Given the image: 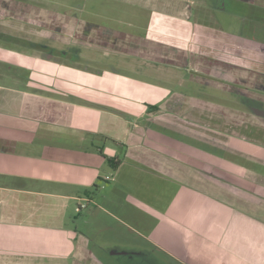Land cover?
Returning a JSON list of instances; mask_svg holds the SVG:
<instances>
[{
  "label": "crops",
  "instance_id": "0c3cea01",
  "mask_svg": "<svg viewBox=\"0 0 264 264\" xmlns=\"http://www.w3.org/2000/svg\"><path fill=\"white\" fill-rule=\"evenodd\" d=\"M171 1L173 12L157 5L158 0H136L133 14L147 12L149 21L136 25L128 18L137 17L124 14L125 20L119 21L124 27L114 28L80 17L87 7L81 0L77 14L84 35L78 43L85 50L86 34H93L95 44L88 51H98L93 52L95 62L108 59L106 67H115L112 56L124 57L121 60L134 64L133 73L141 68L136 66L164 61L159 54L172 49L177 52L174 58H206L222 67L212 69L215 84L244 83L233 72H240L245 39L206 24L208 0H192L188 7L182 0ZM197 4L201 11L195 12ZM191 12L198 22L189 19ZM168 20L173 24L169 30ZM167 34L173 36L169 45L163 39ZM5 61L28 70L27 59ZM39 65L51 67L46 61ZM200 65L204 64L194 63L196 69ZM75 66L67 71L74 80L55 79L53 74L32 79L27 74L22 83L0 84V264H103L93 250L100 248L95 232L99 220L101 228L112 230L109 219L130 230L135 229L133 224L144 228L150 223L148 242L178 264H264L262 249L246 259L232 252L226 241L233 223L241 229L248 218L264 215V119L253 113L259 118L255 125L247 124L245 107L230 117L216 100L164 88L152 93V86L131 74L125 83L131 94L125 92L121 98L114 89L124 84L123 79H105L106 70H116L87 63ZM85 88L92 90L86 93ZM134 88L140 92L134 94ZM125 103L141 108L134 113L125 107L127 116L117 111L118 104ZM144 103L159 108L148 112ZM185 103L190 111H182ZM162 104L169 112L161 111ZM224 114L228 116L223 118ZM183 118H189V126L160 125L162 119ZM98 137L122 147V156L111 144H94ZM106 163L112 172H102ZM72 203L78 209L85 203L74 211H86L79 223L88 233L79 223L68 225ZM130 205L133 209L126 213Z\"/></svg>",
  "mask_w": 264,
  "mask_h": 264
},
{
  "label": "rangeland",
  "instance_id": "374dc122",
  "mask_svg": "<svg viewBox=\"0 0 264 264\" xmlns=\"http://www.w3.org/2000/svg\"><path fill=\"white\" fill-rule=\"evenodd\" d=\"M78 1L79 0H0L1 85L18 84V82L22 83L27 74H29V77L32 79H45L48 75L53 74V78L55 79H62L64 81L74 80L76 77L67 72L70 70L69 66L76 65L75 67H80L87 63L91 64L93 68L116 70L117 73L106 70L105 79H117L119 81L123 79L124 84H120L119 87L114 89V92H117L118 96L121 98L125 97V92L131 94L132 89L126 88L127 84H125L126 81L131 79L129 75L131 74L132 76H137V78L138 76L143 78L142 80L147 85L152 86L149 89L152 93L159 92L158 89L164 88L174 94L180 95L182 93L191 97L207 98L208 100H213V102L216 100L215 102L226 108L223 109V111L231 112V115H229L230 117L234 116L233 113H236L234 111H243L245 107L247 124H254L253 122H256L259 117L264 119V107L263 109H258L263 113L259 112V114H256L259 116L257 118V116L253 114L256 113V110L251 109L248 102L245 103L244 100L241 101V99L236 96L240 95L241 98L249 100L250 102L252 100L264 102L262 94L264 92V9L262 7L250 6L238 0H208L210 2L207 9L209 16L206 17V24H208L209 27L223 29L232 34L235 33L245 39L244 44L247 49L238 62V66L240 65V72L237 74L232 71L234 76L239 75L240 81L244 83L231 87L232 84L228 82H223V84L219 83V85L215 84L216 78L212 77V69L213 71H217L218 68V70L221 71L222 67H214L212 65L213 62L206 58L197 57L196 59L195 57L191 58V56L174 58L172 54L177 52L172 51V49L171 51L165 49L164 53L159 54L161 55L160 57L163 58L160 60L164 61H156L157 63L152 62L153 64H148L149 67H143L141 65L136 66L141 68L135 69L133 73H131V71L135 67H133L134 64L126 62V60H121L126 59L124 57H111L110 62H112L115 67H106L107 65L105 62H107L108 59L102 58L101 61L98 59V61L95 62L94 55L97 54L98 51L95 49L88 51V48H90L89 46H94L95 44L92 41L93 34L89 35L90 32L86 34L85 50H83L81 44L78 43L81 33L84 35L83 26H80L82 24L78 21V16L77 18L72 16V10L76 9L74 6L81 4L78 3ZM182 1L186 2L184 7H188L191 5L190 2L192 0ZM85 3L87 7H84L85 9L80 14V17L88 21L98 20L114 28H120L122 25L119 21L123 22L125 20L124 14L130 13L133 15L134 19L135 17L137 18L135 21L128 18V21L134 22L136 25H141L144 20L147 22L149 21V13L147 12H139L141 14L138 13L137 16L133 14L136 13V9H132L131 5L136 3V0H85ZM170 3L173 4L171 0H158L157 5L160 7L164 6L168 11L173 12L174 6ZM197 5L198 7H195L197 8L195 12L201 11L199 4ZM195 12L194 14L191 12L192 16H190L189 19L194 22L197 20L196 22H198L200 18L195 16ZM166 23V27L169 30L170 27L173 26L172 21L168 20ZM134 24L131 23L130 26L135 28L136 26ZM152 25L154 24L152 23ZM127 29L131 31L128 26ZM155 36L159 38L158 34H155ZM171 37H173L172 34L163 36L165 44L169 45V42L173 41H170ZM46 41L48 42L49 48H41V45L47 46ZM171 44L172 46L174 45L173 43ZM71 46H73V48ZM11 50L17 53L12 54V52H9ZM161 51L163 50L161 49ZM3 52L7 54L6 57H13L14 60L27 59L26 64L28 65V70L23 66L12 65L10 62L5 61L6 57H4ZM93 52H95V54ZM52 53H55V55L58 54L64 58L65 60L63 61L66 65H57L56 63H58V60L55 59V57L54 62L50 61L53 59V57H51ZM179 59L182 64H176L175 60L178 61ZM45 61L49 63L51 67H41L39 65V63L44 64ZM196 61L204 65H200L201 67L196 69L194 66ZM216 61L221 62V59L217 57ZM30 63H34L33 67H29ZM183 67H189L188 71ZM244 70L245 72L242 75ZM80 72H83V69ZM89 72L88 70L85 72L86 82L92 80L91 72ZM114 74H117V76H113ZM102 75L104 74L102 73ZM90 90H92V88H85L86 93ZM106 90L109 89H103V95H106ZM133 90L135 92L134 94L140 92V89L134 88ZM107 95H109V93H107ZM177 98L180 97L178 96ZM119 102H121V100H119ZM140 106L136 104H130V106H128L126 103L122 105L118 104L117 111L125 114V107H127L128 111L131 109V112L138 113V110L141 108ZM143 106L146 107V109L143 110H147L148 112L156 111L159 108L157 104H154V106L145 104ZM159 106L161 111L169 112V109L165 108L164 104ZM162 106H164V108ZM151 107L154 108L152 109ZM182 107V111H190L188 103L182 104ZM128 114L129 113H126L127 116H129ZM223 116V118H226L228 114H224ZM186 119L183 118L181 121L178 119H162L160 120V125L168 128L172 126L177 128L180 124H182L181 126H184V124L185 126H189V118ZM136 122H139V120ZM86 137L89 136L87 135ZM90 139L91 138L86 139L87 144ZM104 143L107 146L111 144L116 147L118 154L122 156V147L116 146L111 140L104 142L103 137L101 140L99 137L94 140V144L99 146H103ZM244 162L248 164L247 161ZM101 170L106 173L112 172L108 168L107 163L102 165ZM112 174H114V172L111 173V175ZM75 207L77 208L75 203L69 204L68 206V214L71 218V220L69 219L70 224H68L70 227L72 226V222L78 224L86 214L85 210L78 214L77 211H74ZM132 209L130 205L125 212L129 213ZM262 218H264L263 214L248 218V220L243 222L246 226L243 225L241 229L239 228V223L235 225H233V223L229 227L226 241L232 252L246 259L250 258L254 252L260 249L264 252V223H262L264 219ZM103 222L107 223V218L104 221L102 219V223ZM108 222L113 227L112 230L103 226L101 228V220H99V229L96 230L95 235L100 248L97 246L93 248V250L99 254L100 259L104 262L103 264H178L174 259L163 254L148 242L146 236H148L147 229L152 226L150 223L145 222L146 226L144 224V228L133 224V228L135 229L130 230L128 227H124L118 222H115V224L111 219H109ZM79 228L85 233L89 232L88 228L83 227L81 223H79ZM113 251L118 252L119 255L115 257L112 255ZM244 253L247 255H244Z\"/></svg>",
  "mask_w": 264,
  "mask_h": 264
},
{
  "label": "flooded vegetation",
  "instance_id": "af4514ba",
  "mask_svg": "<svg viewBox=\"0 0 264 264\" xmlns=\"http://www.w3.org/2000/svg\"><path fill=\"white\" fill-rule=\"evenodd\" d=\"M227 1H230V0H227ZM238 1H241L242 3H245V4H247V5H253L254 7H262L263 9H264V1H262V0H238ZM81 2V0H79L78 1V3H80ZM77 6L78 5H76V6H74L76 9H73L72 11V16L73 17H75V18H77V16H78V14H77ZM22 38V37H21ZM46 43H47V46H40L41 48H43L44 49V47H47V49L49 48V46H48V42L46 41ZM72 48H73V46H71ZM71 47H69V48H71ZM75 47V46H74ZM51 57H53V59H54V57H55V59H57L58 60V62H62L63 60H65L64 58H62L60 55H55V53L53 54L52 53V56ZM54 59V60H55ZM263 94V97H264V92L262 93ZM244 102L246 103V102H248V104H250L249 105V107L251 108V109H255L256 110V113L255 114H259V112H262L261 110L259 111L258 109H263V107H264V102H256V101H249V100H246V99H244ZM263 113V112H262Z\"/></svg>",
  "mask_w": 264,
  "mask_h": 264
},
{
  "label": "built area",
  "instance_id": "2783aa9c",
  "mask_svg": "<svg viewBox=\"0 0 264 264\" xmlns=\"http://www.w3.org/2000/svg\"><path fill=\"white\" fill-rule=\"evenodd\" d=\"M106 179H109L108 177H106ZM85 207V203L84 204H81L80 208H84ZM79 208V209H80ZM78 208L76 209L77 211L79 210Z\"/></svg>",
  "mask_w": 264,
  "mask_h": 264
},
{
  "label": "trees",
  "instance_id": "16d2710c",
  "mask_svg": "<svg viewBox=\"0 0 264 264\" xmlns=\"http://www.w3.org/2000/svg\"><path fill=\"white\" fill-rule=\"evenodd\" d=\"M151 108H154V107H151ZM155 108H156V107H155ZM107 162L110 163V162H111L110 159H108Z\"/></svg>",
  "mask_w": 264,
  "mask_h": 264
}]
</instances>
